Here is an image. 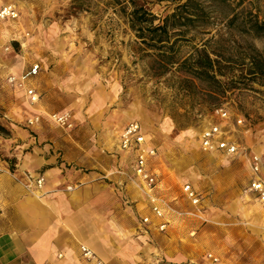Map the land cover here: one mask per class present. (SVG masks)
<instances>
[{"label": "rangeland", "instance_id": "obj_1", "mask_svg": "<svg viewBox=\"0 0 264 264\" xmlns=\"http://www.w3.org/2000/svg\"><path fill=\"white\" fill-rule=\"evenodd\" d=\"M232 1H242L239 10L245 8L264 20V0ZM4 6L15 7L18 18L0 22V96L14 101L7 86L3 87L7 84L6 72L38 63L41 71L36 83H40V74L51 83L52 105L64 107L62 95L69 92L79 98L75 109H68L75 117L69 133L79 127L89 133L85 120L79 117L85 113L90 126L94 121L93 132L99 134L100 142L110 132L118 137L131 122L127 115L138 110L151 127L145 129L136 119L132 121L143 127L158 150L156 168L161 172L164 193L182 197L181 187L189 182L203 196L209 223L201 226L192 219L180 220L183 216H169L168 232L161 233L185 251L188 260L183 264H219L207 256L222 251L223 264H264V242L259 239L262 235L252 225L259 202L245 193L250 154L255 152L264 161V86H260L264 80L251 82L248 75L249 64L255 59L251 47L264 52L263 38L242 37L211 13L213 26L192 33L191 42L178 45L179 57L184 58L208 41L207 50L227 65L226 73L232 72L220 78L225 82L232 75V88L223 95L209 96L206 85L184 83L188 77L177 67L161 74L162 68L153 61V50L135 37L121 7L111 0H0V8ZM174 7L169 2L148 6L159 18L172 13ZM6 47L9 52H5ZM216 108H224L231 115L226 130L238 145L236 156L216 153L209 158L210 154L200 150L202 130L219 122L213 116ZM236 117L243 121L242 127L236 125ZM163 121L172 128L169 135L160 129ZM52 129L61 130L55 126ZM190 132L197 134L193 140L187 138ZM123 185L116 192L118 211L128 213L133 207L143 215L147 203L135 178L129 174ZM125 198L129 201L127 207L121 201ZM178 205L189 207L185 200ZM211 222L222 226L210 228ZM146 244L157 247L151 235ZM189 249H195L193 258L187 254Z\"/></svg>", "mask_w": 264, "mask_h": 264}, {"label": "crops", "instance_id": "obj_2", "mask_svg": "<svg viewBox=\"0 0 264 264\" xmlns=\"http://www.w3.org/2000/svg\"><path fill=\"white\" fill-rule=\"evenodd\" d=\"M30 65L32 63L27 64L26 69L6 72L4 80L10 74H24ZM36 81L37 76L27 84L28 87L35 88L38 94L35 105H29L24 91H13L7 84L3 87L7 86L9 94L16 99L12 96L14 101H11L7 96H0V125L9 132L5 136L0 134V264H97L83 257L81 247L92 251L101 264L186 262L188 258L182 247H175L157 230L159 221L151 215L143 194V201L147 203V211L143 215L133 207L128 213L118 211L120 203L118 204L116 192L124 188L123 182L129 174L133 176V173L132 157L119 149L117 134L110 132L108 138L100 142L97 136L99 134L93 132L94 121H90V126L85 113L79 117L85 120L89 133H84L85 129L82 127L72 133L52 129L55 125L48 116L71 113L68 109H75L79 98L69 92L62 95L64 107L52 105L51 83L43 74L38 77V85ZM71 115L75 121V117ZM34 116L40 117L39 124L27 127L26 120ZM133 122L136 121L128 124ZM141 128L143 131L142 126ZM93 134L94 137L90 139ZM110 134L113 136L110 137ZM113 141L117 145H113ZM252 155L257 154L252 152L247 160V185L251 180ZM157 157L154 160V169L160 181L157 194L183 213L180 220L192 219L201 226L209 223L203 196L189 182L182 187L191 185L201 195V202L197 207H193L183 194L182 197H177L164 193L161 172L156 168ZM27 172L43 176L41 190L35 188L34 182L28 181ZM135 182L140 190L136 179ZM250 195L258 201L253 194ZM183 200L188 203V208L178 205ZM121 201L127 207L129 201L126 198ZM258 208L264 211L260 203L256 205V213L260 211ZM262 216L264 212L258 220H253L252 225L258 235H262L259 239L264 242L260 228ZM144 217H149L152 224L146 227L147 231L142 232L139 221ZM212 226L216 225H209L210 228ZM167 229L165 232H168ZM220 232L224 233L221 229ZM195 233L196 230L189 234L194 236ZM150 235L157 244L155 248L146 244ZM194 251L195 249H189L187 254L193 258ZM222 253L212 255L219 264H223L225 257Z\"/></svg>", "mask_w": 264, "mask_h": 264}, {"label": "trees", "instance_id": "obj_3", "mask_svg": "<svg viewBox=\"0 0 264 264\" xmlns=\"http://www.w3.org/2000/svg\"><path fill=\"white\" fill-rule=\"evenodd\" d=\"M116 6L121 7L122 13L127 17L130 30L142 45L153 50V61L160 65L162 73L177 67V71L183 72L188 77L184 83L192 86L194 81L204 84L209 88V96L223 95L232 88L234 79L228 77V81L222 82L220 78L230 76L226 73L225 65L217 55L207 50V43L200 48H194L188 57H179L178 45L183 42H191L189 36L198 33L204 28L214 24L211 13L217 15L225 27L234 28L242 37L264 39V20L260 21L257 15L247 12L245 8L239 10L241 2L232 0H111ZM169 2L174 5L172 13L159 18L151 13L148 6L152 3ZM81 11V7H75ZM255 59L249 64L248 75L251 82L257 79L264 80V52L251 47ZM230 78V79H229ZM264 86V83H260ZM0 134L9 135V132L0 125Z\"/></svg>", "mask_w": 264, "mask_h": 264}, {"label": "built area", "instance_id": "obj_4", "mask_svg": "<svg viewBox=\"0 0 264 264\" xmlns=\"http://www.w3.org/2000/svg\"><path fill=\"white\" fill-rule=\"evenodd\" d=\"M18 18V12L13 6H4L0 8V22L5 20H15ZM10 48L6 47L5 52H9ZM41 67L38 63L30 65L29 69L21 75L10 74L6 78V83L13 91H24L29 105H35L38 102V94L32 86L28 87V82L38 76ZM214 118L218 123H211L204 128L199 136L200 150L206 154L218 153L228 157L238 154V145L228 136L227 124L231 115L224 108H216L213 111ZM48 119L58 128L70 131L74 128V121L71 113L65 112L62 114H51ZM40 122L39 116H34L26 120V126L31 128L38 125ZM235 123L238 127L243 126V121L236 117ZM118 146L122 152L129 154L132 157V173L138 181V185L142 194L146 197L149 204L151 215L159 221L156 226L161 233L165 232L169 225V216H183L182 212L177 211L171 202L166 198L157 194L160 181L158 174L155 171L154 160L158 156V150L153 141L150 140L147 134L142 131L141 126L137 122L128 124L118 136ZM251 180L249 181L245 193L253 194L258 202L264 208V161L258 155H252L250 159ZM28 181L34 182L35 188L41 190L44 184V178L40 174H26ZM182 194L185 199L193 207L199 206L201 195L191 187L184 185ZM152 221L149 217L141 218L139 227L142 232L147 231ZM83 257L86 260L94 261L101 264L96 255L85 247L80 248ZM212 262L217 263L218 260L207 256ZM156 264H159L157 261Z\"/></svg>", "mask_w": 264, "mask_h": 264}, {"label": "bare ground", "instance_id": "obj_5", "mask_svg": "<svg viewBox=\"0 0 264 264\" xmlns=\"http://www.w3.org/2000/svg\"><path fill=\"white\" fill-rule=\"evenodd\" d=\"M127 119H128V121H132V120H134V119H136L137 121H139L142 125H143V127H145V129H149V127H151L150 126V124H149V122H148V120H146L141 114H140V112L138 111V110H132L130 113H129V115H127ZM160 129L163 131V132H165L167 135H169L170 133H171V131H172V128H171V126L166 122V121H163V122H161L160 123ZM116 134V133H115ZM112 134H110V137H112L111 136ZM197 134L196 133H194V132H190L188 135H187V138L189 139V140H193L194 138H195V136H196ZM112 144L113 145H117V142L116 141H113L112 142ZM117 149H118V146H117ZM216 156V154H214V153H212V154H210V158H213V157H215ZM189 179H194V178H192V177H189ZM183 181H186V180H183ZM247 198V197H246ZM258 209H260V208H258ZM262 211V212H261ZM264 211L262 210V209H260V211L258 210V212L255 214V217H254V220L256 221V220H258L259 219V217L261 216V213H263ZM261 222H262V227H260L261 228V230H262V233H263V235H264V216H262V220H261ZM211 224H213V223H211ZM213 225H219L220 226V224H213ZM258 229H259V227H257Z\"/></svg>", "mask_w": 264, "mask_h": 264}]
</instances>
